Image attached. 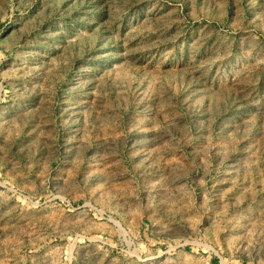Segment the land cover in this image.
I'll list each match as a JSON object with an SVG mask.
<instances>
[{"label": "rangeland", "instance_id": "rangeland-1", "mask_svg": "<svg viewBox=\"0 0 264 264\" xmlns=\"http://www.w3.org/2000/svg\"><path fill=\"white\" fill-rule=\"evenodd\" d=\"M0 264H264V0H0Z\"/></svg>", "mask_w": 264, "mask_h": 264}]
</instances>
